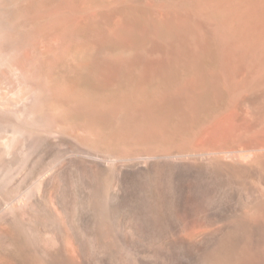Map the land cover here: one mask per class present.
Segmentation results:
<instances>
[{
    "label": "bare ground",
    "instance_id": "bare-ground-1",
    "mask_svg": "<svg viewBox=\"0 0 264 264\" xmlns=\"http://www.w3.org/2000/svg\"><path fill=\"white\" fill-rule=\"evenodd\" d=\"M0 264H264V0H0Z\"/></svg>",
    "mask_w": 264,
    "mask_h": 264
},
{
    "label": "rangeland",
    "instance_id": "rangeland-1",
    "mask_svg": "<svg viewBox=\"0 0 264 264\" xmlns=\"http://www.w3.org/2000/svg\"><path fill=\"white\" fill-rule=\"evenodd\" d=\"M96 2H97V4H100V6H99V8H98V6L96 5ZM102 2V3H101ZM101 2H99V1H92V2H90V4L91 5H89V9H87L88 8V6H87V11H88V13H97V12H100V16H102V18L99 16V18H101L100 19V23H101V27H103V25H104V27L105 26H107L108 25V27H109V25L111 24V22H109V20L111 21V17H112V10L113 9H121L120 7H119V5H120V3H109V5H108V3L106 4L105 2V4L107 5V7H111V9L112 10H110V9H108L107 7H105L106 5L103 3V1H101ZM93 3H95L94 5H93ZM89 4V3H88ZM102 4H104V5H102ZM117 4V5H116ZM97 6V7H96ZM105 8V9H108V11H105V9L103 10V8ZM113 6H115V7H113ZM92 7H96L95 9H97V10H94V9H92ZM103 11L105 12V14L103 13ZM107 14H108V16H107ZM103 21H105L106 23H104ZM108 21V22H107ZM104 23V24H103ZM137 25L135 24V26H134V24H133V28H135ZM104 27L102 28V29H104ZM144 44L145 43H139V44H134V47H131V45H129V46H127V47H121V46H111V47H107V48H99V50L97 51V53L98 54H100V52H101V54L100 55H104V53L105 54H116V53H120V52H126L127 53V55L128 56H130V57H132L133 55H135V53H138L140 50L142 51V50H144V47H145V49L147 48V44L144 46ZM141 46V47H140ZM130 47H131V49H130ZM142 47H143V49H142ZM139 49V50H138ZM117 50V51H116ZM123 50H125V51H123ZM100 51V52H99ZM140 51V52H141ZM129 53V54H128Z\"/></svg>",
    "mask_w": 264,
    "mask_h": 264
}]
</instances>
